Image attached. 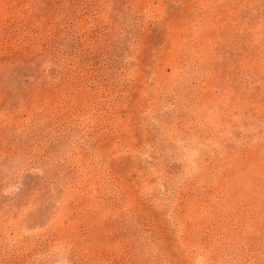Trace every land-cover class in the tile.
Returning a JSON list of instances; mask_svg holds the SVG:
<instances>
[{"label":"rangeland","instance_id":"rangeland-1","mask_svg":"<svg viewBox=\"0 0 264 264\" xmlns=\"http://www.w3.org/2000/svg\"><path fill=\"white\" fill-rule=\"evenodd\" d=\"M0 264H264V0H0Z\"/></svg>","mask_w":264,"mask_h":264}]
</instances>
